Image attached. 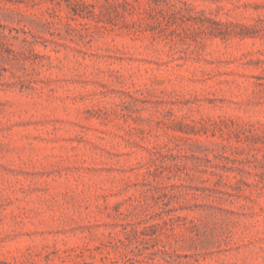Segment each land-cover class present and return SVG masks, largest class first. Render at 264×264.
Here are the masks:
<instances>
[{"label":"rangeland","instance_id":"rangeland-1","mask_svg":"<svg viewBox=\"0 0 264 264\" xmlns=\"http://www.w3.org/2000/svg\"><path fill=\"white\" fill-rule=\"evenodd\" d=\"M0 264H264V0H0Z\"/></svg>","mask_w":264,"mask_h":264}]
</instances>
